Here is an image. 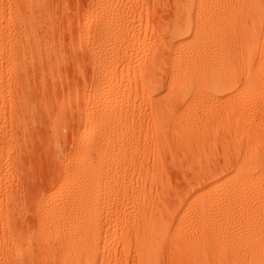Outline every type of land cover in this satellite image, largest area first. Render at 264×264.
<instances>
[{
	"label": "rangeland",
	"instance_id": "obj_1",
	"mask_svg": "<svg viewBox=\"0 0 264 264\" xmlns=\"http://www.w3.org/2000/svg\"><path fill=\"white\" fill-rule=\"evenodd\" d=\"M91 1L0 0V264H79L92 243L94 264H256L264 0ZM88 196L76 252L67 215Z\"/></svg>",
	"mask_w": 264,
	"mask_h": 264
},
{
	"label": "bare ground",
	"instance_id": "obj_2",
	"mask_svg": "<svg viewBox=\"0 0 264 264\" xmlns=\"http://www.w3.org/2000/svg\"><path fill=\"white\" fill-rule=\"evenodd\" d=\"M95 1V0H94ZM94 1H91V2H93V4L95 3ZM97 1H100L101 2V0H97ZM199 1V0H198ZM102 3V2H101ZM103 4V3H102ZM95 8V7H94ZM91 9V8H90ZM99 10V9H98ZM91 11L92 10H90L89 12L91 13ZM93 12H95L94 11V9H93ZM104 12V11H103ZM98 13V12H97ZM95 14V13H94ZM102 14V13H101ZM96 15V14H95ZM94 17V16H93ZM90 18H92V14L91 15H87V17L85 18V22H86V25H89V21H90ZM95 19V18H94ZM183 26H185V28H188V23H185ZM98 32V31H97ZM88 37H89V35H88ZM185 41L184 40H182L181 42H180V44L181 43H184ZM100 45V44H99ZM177 45V44H176ZM178 45H179V43H178ZM185 45V44H184ZM181 46V45H180ZM200 48V46L199 47H197V49H195V50H191L192 52H190V53H192L191 54V56H188L187 54V56L186 57H182V58H180V59H178L177 61H175V64L179 67V72L178 73H176L174 76H172V81L171 82H174V84L177 86V88H178V86L179 85H182V84H184V83H187L188 81H189V79H188V77L189 76H191V77H195L194 76V64H191L192 63V61L190 60V59H194L195 58V60H197L198 59V49ZM203 48V47H202ZM99 49H95L94 51H98ZM95 53V52H94ZM96 53H98V56H99V51L98 52H96ZM97 56V58H99ZM101 58H102V56H100ZM191 57V58H190ZM97 58L95 57V54H94V57H93V60L92 61H94V62H97L98 60H97ZM200 58V57H199ZM191 61V63H190V61ZM102 60H103V58H102ZM193 62H195V61H193ZM197 62H200L199 60L197 61ZM174 64V63H173ZM175 66V65H174ZM108 67V66H107ZM174 68V67H173ZM176 68V67H175ZM174 68V69H175ZM173 69V70H174ZM175 71V70H174ZM107 71H105V73H106ZM175 72H177V70L175 71ZM101 75V74H100ZM100 75H98V77L100 76ZM199 80V78L198 77H196V78H194V81H195V83L197 82ZM96 81V80H95ZM97 82V81H96ZM200 82V81H199ZM221 82V81H220ZM96 84V83H95ZM171 85H172V88L173 87H175L176 88V86H173V83H171ZM223 84H221V83H219V82H214L213 83V88L214 89H218V88H221V86H222ZM183 86V85H182ZM94 88H96V87H94ZM174 91H176V90H174ZM96 111V110H95ZM97 112V111H96ZM95 112V113H96ZM99 112V111H98ZM85 114V113H84ZM83 114V115H84ZM97 114V113H96ZM98 115V114H97ZM83 117V116H82ZM96 117V116H95ZM84 119H86L87 117L86 116H84L83 117ZM83 119V120H84ZM93 119V118H92ZM87 120V119H86ZM85 121V120H84ZM94 122V121H93ZM95 122L96 123H98L99 124V121L97 122L96 120H95ZM95 122L94 123H92L91 125H93V124H95ZM84 123H86V122H84ZM102 124V123H101ZM97 125V124H96ZM85 126V125H84ZM94 126V125H93ZM99 126L100 125H98L97 127H98V129H100L99 128ZM102 126V125H101ZM86 127V126H85ZM95 127V126H94ZM93 127V128H94ZM96 127V128H97ZM91 128H92V126H91ZM102 128V127H101ZM81 129H84V127L82 126V128ZM91 130H93V129H91ZM106 130V129H105ZM96 131V130H95ZM92 132V131H91ZM105 134V133H104ZM92 135V134H91ZM90 136V130H89V128L88 129H84V130H80V132H79V138L82 140V143H83V141L85 142V140H87L88 139V137ZM101 139V138H100ZM99 139V140H100ZM99 142V141H98ZM102 142V141H101ZM105 143V142H104ZM99 143H97V144H95L96 146L98 145ZM100 144H102V143H100ZM93 148V147H92ZM101 148V147H100ZM98 149H99V146H98ZM93 150V149H92ZM95 152V151H94ZM99 152H100V150H99ZM101 154V153H100ZM99 155V154H98ZM100 156V155H99ZM102 156H100L99 158H101ZM104 157H105V155H104ZM112 157V156H111ZM98 158V157H97ZM98 158V159H99ZM106 159L108 158L107 156L105 157ZM110 158V157H109ZM95 159V158H94ZM98 159H95V160H93V162H96V163H98ZM111 159V158H110ZM248 159V158H247ZM91 160V161H92ZM97 160V161H96ZM102 160H103V157H102ZM102 160H100V161H102ZM251 159H249V161H250ZM253 160H254V158H253ZM259 160V161H258ZM99 161V162H100ZM244 161H245V159H244ZM255 161V163H259L258 165H257V167H255V168H257V171H259V173H258V175L259 174H261V173H263V175H264V159H258V157H257V159H255L254 160ZM253 161V162H254ZM66 163V162H65ZM96 163H94L95 165H97ZM100 163H102V162H100ZM243 163V162H242ZM242 163H240V164H242ZM248 163V162H247ZM252 163V162H251ZM250 163V164H251ZM67 164V163H66ZM239 164V166H241ZM91 165V164H90ZM89 165V166H90ZM105 165V164H104ZM249 165V164H248ZM254 165H256V164H254ZM94 166V165H93ZM97 166H99V164L97 165ZM101 166H102V164H100V167L99 168H101ZM244 166V165H243ZM91 167V166H90ZM92 168V167H91ZM91 168H90V170H91ZM96 168V166L93 168V169H95ZM98 168V167H97ZM105 168V167H104ZM110 168V167H109ZM238 168V167H237ZM246 168H248V167H246ZM252 168V167H251ZM89 169V168H88ZM102 169V168H101ZM249 169V168H248ZM89 170V171H90ZM96 170V169H95ZM97 170H99V169H97ZM108 170V169H107ZM81 171V170H80ZM86 171V170H85ZM88 171V172H89ZM93 171V170H92ZM100 171H102V170H100ZM104 171H105V169H104ZM94 173H95V171H93ZM113 172V171H112ZM242 172V171H241ZM250 172V171H249ZM251 172H253V171H251ZM106 173V172H105ZM237 173V172H236ZM247 173H248V170H247ZM91 174H92V172H91ZM100 174H101V172H100ZM99 174V175H100ZM107 174V173H106ZM106 174H105V176H106ZM113 174V173H112ZM239 174V173H238ZM250 174V173H249ZM98 176V173H97V171H96V174H95V177H94V180H95V178ZM263 175H261L262 177H263ZM89 176V175H88ZM93 176H94V174H93ZM102 176H103V174H102ZM91 177V176H90ZM90 177H88V179L90 178ZM108 177V176H107ZM224 178V177H223ZM223 178H221V179H223ZM248 178V177H247ZM247 178H245V179H247ZM250 178V177H249ZM261 178V177H260ZM264 178V177H263ZM97 179H99V178H97ZM221 179H217V180H215V181H213V183L215 184V183H217V182H219V181H221ZM262 179V178H261ZM84 180H85V178H84ZM91 180V182H92V180H93V178H91L90 179ZM93 180V181H94ZM99 180H101V179H99ZM98 180V181H99ZM237 180V179H236ZM263 180V179H262ZM88 181V180H87ZM104 181V180H103ZM102 181V182H103ZM107 181V180H106ZM238 181H239V183L241 182V183H243V184H245L244 183V180L242 179V177H241V179H238ZM259 181H261V180H259ZM91 182H88V184H90ZM95 182V181H94ZM225 182H226V180H225ZM99 183V182H98ZM223 183H224V181H223ZM87 184V185H88ZM93 184V185H92ZM107 184V183H106ZM222 184V183H221ZM237 184V183H236ZM242 184V185H243ZM81 185V184H80ZM90 185H92L91 187H90V189H94V188H92L94 185H95V183H91ZM98 185V184H97ZM101 184H99V186H100ZM241 185V184H240ZM83 186V185H82ZM85 186V185H84ZM214 186V185H213ZM88 187H89V185H88ZM88 187H87V189H88ZM95 187V186H94ZM105 187V186H104ZM226 187H227V185H226ZM83 188V187H82ZM222 188V187H221ZM236 188H237V186H236ZM242 189H243V187H241ZM240 188V189H241ZM80 189H81V187H80ZM79 189V190H80ZM84 189H85V187H84ZM95 189H96V187H95ZM94 189V190H95ZM99 189V188H98ZM98 189H96V192H97V190ZM227 189V188H226ZM230 189V188H229ZM240 189H239V192H240ZM83 190V189H82ZM94 190H90V192L89 193H91V194H93V192H94ZM100 190V189H99ZM99 190H98V192H99ZM122 190V189H121ZM137 190V189H136ZM224 190H225V188H224ZM247 190V189H246ZM260 190V189H259ZM81 191V190H80ZM89 191V190H88ZM92 191V192H91ZM144 191V190H143ZM227 191H229V190H227ZM232 191V190H231ZM234 191V190H233ZM249 191V190H248ZM263 192H264V190H262ZM77 192H78V190H77ZM96 192H94V195H96ZM124 192V191H123ZM237 192H238V190H237ZM258 192V191H257ZM75 193V192H74ZM81 193H82V195H80V198H81V196H82V200H84L83 199V195H84V191L82 192L81 191ZM117 193V192H116ZM235 193V192H234ZM261 193V192H260ZM76 194V193H75ZM75 194L73 195L74 197H72L73 199H71L70 198V200H74L75 201V199L76 198H78V197H76L75 198ZM80 194V193H79ZM98 194V193H97ZM142 194H144V192L142 193ZM255 194V193H254ZM253 194V195H254ZM87 195H89L88 193L86 194V196ZM94 195H92L93 197H95ZM231 195V194H230ZM252 195V196H253ZM260 196V198H261V200L259 199V197H258V199H259V203L257 204V206H256V208H254V210H255V213L254 214H256V220H257V225H256V229H257V241H256V244L251 248L252 250H251V258H254L255 259V263L256 264H264V193H261V194H259ZM236 196V195H235ZM89 197V199L90 200H88V202H86V205H89L90 204V202H91V200H93V199H95V198H93L92 199V197H90V196H88ZM142 197V196H141ZM233 197V196H232ZM232 197H229V198H232ZM239 197V196H238ZM255 197V196H254ZM75 198V199H74ZM226 198V197H225ZM224 198V199H225ZM79 199V198H78ZM86 199H88L87 197H86ZM228 199V198H227ZM97 200V199H96ZM95 200V201H96ZM235 200V199H234ZM73 201V202H74ZM80 201V200H79ZM78 201V202H79ZM232 201V200H231ZM256 201V200H255ZM81 202V201H80ZM83 202V201H82ZM67 203V202H66ZM75 204H76V202H74ZM73 203V205H75ZM88 203V204H87ZM94 203H96V202H94ZM149 203V202H148ZM256 203V202H255ZM71 204V203H70ZM78 204V203H77ZM93 204V203H92ZM79 205V204H78ZM93 205H95V204H93ZM97 205V204H96ZM76 206V205H75ZM80 207L82 206V205H79ZM78 206V207H79ZM84 206V205H83ZM90 207H88V208H86V207H81V208H78V207H71L70 208V213H69V215H67L68 217H73L75 220H73V223H72V225H71V227H73L72 229H73V232H74V230H77L76 232H74V240L72 241V243H71V246L73 247V246H75V249L78 247V249L80 248V242H81V240H82V234H81V232L84 230H81V231H78L79 230V228H80V226L81 225H83V224H85L86 222H88L89 220L91 221V220H94L95 221V219H96V215H97V212L99 211L98 209L99 208H95V207H92V205L90 204L89 205ZM98 207H99V205H98ZM203 209H204V207H202ZM201 208V209H202ZM202 209V210H203ZM63 210H65V208L63 209ZM66 211V210H65ZM67 212H68V210H67ZM202 212V211H201ZM151 213V212H150ZM252 214V213H251ZM62 215V214H61ZM79 215V216H78ZM98 216V215H97ZM72 218V219H73ZM151 218V217H150ZM72 219H71V221H72ZM144 219V218H143ZM68 220V219H67ZM88 220V221H87ZM140 220V219H139ZM65 221V220H64ZM94 221H93V223H94ZM96 221H97V219H96ZM152 221V220H151ZM59 222V221H58ZM149 222V221H148ZM57 223V222H56ZM63 223V222H62ZM102 223V222H101ZM138 223V222H137ZM143 223V225H141L142 226V230H141V233H140V236H139V238L137 237V239H139V251H140V253H141V256H142V258L143 259H147V257H148V254L150 255V253H149V251H151L154 247H153V245L155 244V239L157 238L156 236H158L157 234V230H156V228H155V225H154V223H146V222H142ZM141 223V224H142ZM91 224V223H90ZM124 224V223H123ZM139 226V225H138ZM65 227V226H64ZM72 229H70V231L69 232H71L72 231ZM94 229V228H93ZM87 231V230H86ZM125 231V230H124ZM72 232V233H73ZM136 232H137V230H136ZM71 234V233H70ZM66 235H67V233H66ZM69 235V234H68ZM86 235V234H85ZM84 236V235H83ZM130 236V235H129ZM136 236V235H135ZM71 237V236H70ZM87 237V236H86ZM98 237V236H97ZM196 237V236H195ZM200 237V236H199ZM91 238V237H90ZM201 238V237H200ZM84 239V238H83ZM96 239V238H95ZM94 239V240H95ZM204 239V238H203ZM67 240V239H66ZM88 240V239H87ZM70 241V242H71ZM89 241V240H88ZM85 242V241H84ZM90 242V241H89ZM92 242V241H91ZM96 242V241H95ZM135 242V241H134ZM65 243V242H64ZM88 243V242H87ZM68 246V245H67ZM65 247H66V245H65ZM156 247V246H155ZM97 248V245L95 244V243H92L91 244V246L89 245L88 246V248H86V250H85V254H84V256L86 257V259L84 260V261H80L82 264H94L95 263V261H96V254H95V249ZM74 249V248H73ZM74 249V250H75ZM65 251V250H64ZM76 252H77V249L75 250ZM79 251H81L80 249L78 250V252ZM63 252V251H62ZM66 252V251H65ZM64 252V253H65ZM137 253V252H136ZM188 253V252H187ZM78 254V253H77ZM185 254H186V252H185ZM190 254H192V253H190ZM72 255V254H71ZM81 255V254H80ZM193 255V254H192ZM65 256V255H64ZM138 256V255H137ZM194 256V255H193ZM66 257V256H65ZM68 257V256H67ZM66 257V258H67ZM81 257V256H80ZM84 257V258H85ZM189 257V256H188ZM192 257V256H191ZM199 257V256H198ZM72 258V257H71ZM140 258V257H139ZM193 258V257H192ZM68 259V258H67ZM186 259V258H185ZM65 260V259H64ZM190 260H191V258H190ZM193 260H194V258H193ZM198 260V259H197ZM143 261V260H142ZM147 262H148V260H146ZM194 261H196V260H194ZM72 262V261H71ZM76 262H77V259H76ZM189 262V261H188ZM199 262H201V260H198V261H196V263H199ZM203 262V261H202ZM202 262L200 263V264H202ZM68 263V262H67ZM81 263H79V264H81ZM70 264H72V263H70ZM74 264H78V263H74ZM150 264V263H149ZM192 264H194V263H192Z\"/></svg>",
	"mask_w": 264,
	"mask_h": 264
}]
</instances>
